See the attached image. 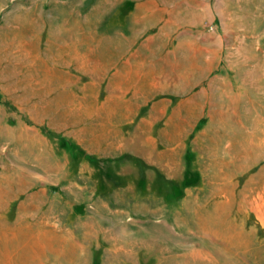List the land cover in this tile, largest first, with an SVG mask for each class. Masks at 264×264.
<instances>
[{
  "label": "rangeland",
  "instance_id": "374dc122",
  "mask_svg": "<svg viewBox=\"0 0 264 264\" xmlns=\"http://www.w3.org/2000/svg\"><path fill=\"white\" fill-rule=\"evenodd\" d=\"M0 264H264V0H0Z\"/></svg>",
  "mask_w": 264,
  "mask_h": 264
}]
</instances>
